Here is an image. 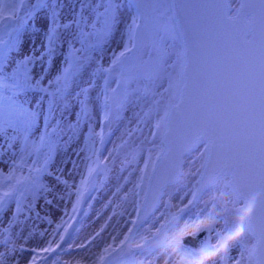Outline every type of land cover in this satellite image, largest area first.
Returning a JSON list of instances; mask_svg holds the SVG:
<instances>
[{
    "label": "snow or ice",
    "instance_id": "6c2138e0",
    "mask_svg": "<svg viewBox=\"0 0 264 264\" xmlns=\"http://www.w3.org/2000/svg\"><path fill=\"white\" fill-rule=\"evenodd\" d=\"M18 6L23 7V0L12 4L0 0V151L13 149L19 143L22 163L42 152L51 153L56 138L63 139L66 104L72 102L69 81L74 72L84 70V61L89 59L86 54L89 41L107 36L122 10H131L127 41L108 67L100 69L107 74L105 109L115 102L121 87L132 94H147L150 83L161 73H168L167 90L180 89L181 85L183 89L178 101L155 126L157 132L153 136L160 135V143L155 145V159L150 155L145 161L137 187H142L145 179L151 187L159 173L164 181L158 197L162 198L169 182L187 175L192 178V187L186 193L191 198L183 206H174L176 212L170 219L165 216L156 231L178 226L188 214L189 206L202 199L201 194L212 193L211 210L202 211L204 219L196 216L191 223L194 230L189 232L185 222V228L176 232L177 253L191 259L220 254L214 264H222L233 248L251 239L255 242L240 253L235 264H244L245 260L247 264H264V0H80L68 22L60 19L55 0H35L23 17L17 15ZM46 9H50V15L46 17L44 48L54 49L61 30L68 34L72 46L66 66L52 79L44 75L43 68L35 73L36 63L42 57L35 52L20 55L22 44L16 35L23 23ZM9 21L16 26L7 33L6 40ZM177 38L183 40L182 55L193 69L191 86L185 76L177 79L174 71L168 72L175 69L169 49ZM141 47L143 55L136 58ZM110 78L116 87L110 86ZM91 87L89 79L80 93ZM62 102L64 113L60 112ZM83 114L87 116L86 104ZM161 128L165 129L163 133L159 131ZM193 150L199 153V164L185 172L186 162L194 163L189 158ZM48 163V157L43 164L39 159L33 160L29 175L22 180L13 175L16 171L13 160L8 179H15L16 185L27 181L37 186L39 174ZM150 165L151 173L147 171ZM86 183V179L81 180V186ZM17 192L20 189L15 185L7 190L0 186V204ZM77 193L78 197L82 195L80 189ZM76 211L73 205L72 212ZM136 214L139 217V208ZM201 231L207 236L198 250L181 243L185 235L195 237ZM213 237L216 244L212 243ZM112 239L115 243L116 238ZM52 245L53 241H49L40 251L51 253L60 247ZM116 250L109 244L103 251L111 256ZM104 259L101 255V264ZM32 264H36L35 257Z\"/></svg>",
    "mask_w": 264,
    "mask_h": 264
},
{
    "label": "rangeland",
    "instance_id": "374dc122",
    "mask_svg": "<svg viewBox=\"0 0 264 264\" xmlns=\"http://www.w3.org/2000/svg\"><path fill=\"white\" fill-rule=\"evenodd\" d=\"M63 1L68 5L80 0ZM34 2L35 0L31 1V8ZM59 3L60 0H55V5L57 7ZM130 11L131 10H122V14L118 16L116 24L112 27L111 32L107 36L99 38L94 37L89 41L86 52L89 59L84 61L85 68L83 71L74 72L72 79L69 81L68 91L71 94L70 98L72 102L66 104L68 112L66 113V118L63 120L64 132L62 133V136L67 135L69 139H72L74 132H86L92 115L94 120V131L91 136H89L92 141L90 150L92 159H90L83 175V179L87 180L88 175L91 177V180L90 183H88L89 185L87 184L89 187L86 188V184L80 186L79 189L82 195L78 197V193H76L74 205L77 204V199L79 198L80 201L87 191H89L91 202L93 203L95 201L92 197L94 191L98 194L102 190L104 191L106 183L110 185L109 182L116 175V183H112V187L109 190L112 192V203H109L103 211V214H106L108 210L112 208L113 204L119 205L120 211L117 213L118 210L115 209L112 219L116 218L119 223H125V225L122 224L123 229L120 230L118 238L115 240L116 242L122 238L127 226L133 221L136 215V209L141 208L147 190L148 180L145 179L142 187H137V184L140 183L139 177L144 169V163L149 159V156L151 155L152 159H155L157 150L155 145H159L160 143V135L153 136V133L157 132L155 126L157 122L160 121L165 111H167L168 106L175 101L178 90L177 88L167 90L169 89L168 73H161L158 78H154L150 83L151 90L147 94L143 92L132 94L131 90L121 87L116 94L115 102H110L108 108L105 109L103 96L106 91L104 80L107 74L99 71L95 74L94 79H91L92 87L88 89L87 92L83 94L80 93V89L86 87L90 79L88 78L86 80V78H84L85 70L93 64H97L98 69H100L99 67H101V69L108 67L114 55L122 50L124 43L127 41V26L129 23ZM123 14L125 16H123ZM7 25L4 36H7V33L12 30L14 23ZM121 29L125 32L123 37H121ZM69 31H71V29ZM67 35V33L61 30L60 37L55 42L54 49H45L44 59L46 65L53 63L56 56L61 53L65 55V61L70 57L72 49L64 48ZM116 36H118V40L120 39L121 41L122 39V44L115 48L113 41ZM76 47H79V45L77 44ZM169 54L171 56V62L175 63V69H169L168 72L174 71L175 77L179 79L181 47L177 39L175 40L174 47L169 49ZM77 55L79 56L80 54L78 53ZM135 55L136 58L141 57L143 55V48H139ZM144 58L147 59L146 56ZM110 86L116 87L115 84H111V78ZM92 96L96 97V102H92ZM84 104L87 105V116L83 114ZM90 109L92 114L90 113ZM60 112L64 113V102H62ZM106 113L107 117L105 118ZM69 124H71L70 128L68 127ZM159 131L162 133L163 128ZM60 140L59 137L56 138L52 152L57 150ZM189 158L191 161H194V163L186 162V172L189 167L194 169L198 166L199 153L196 152L190 155ZM89 168L92 170L91 173H89ZM147 171L149 173L151 172V165ZM32 187L33 186L28 182H24L19 186L20 192H17L13 197L7 198V200L9 201L10 199L16 198L17 202L21 201L29 204L33 196ZM191 187L192 178L186 175L178 184L166 190V194L161 201L160 209L138 232L135 241L136 244H138L137 241L142 242L145 238H149V236L156 233L160 224L164 223V217L167 216L169 218L173 212H176V207L174 206H183V204L187 203L188 199L191 197L186 195V193L189 192ZM135 193H139V195H135ZM107 194L109 195V193ZM123 194H125V197H123ZM211 196L212 193H208L204 196V199L202 198V200L196 201L193 205L189 206L188 214L185 215L178 226L173 227L169 232L167 241L160 250L142 251L137 254L135 260H141L142 258L143 261H145L144 264H214L220 254L213 256L202 255L196 259L182 258V256L177 253L174 240L176 232L179 229L185 228V222L189 225L187 230L189 232L193 231L194 229L191 227V223L195 220L196 216L200 215L202 211L206 213L211 210V203L209 202ZM182 197L183 201L181 200ZM95 203H93V205ZM166 203L173 205V207L167 208ZM85 205L86 201H84L83 207H85ZM129 205H132L131 210L129 209L130 207L128 208ZM200 218L204 219V216L200 215ZM5 235L6 234L1 231L0 236L4 237ZM212 243H217L215 237H213ZM252 243L253 240L251 239L245 240L242 246L233 248L229 253V258L222 261V264H235V261L240 259V253L244 251V249L251 248ZM113 247L116 248L115 245H113ZM37 251L39 250L37 249ZM36 253L39 254V252ZM233 253L236 254V256L232 257ZM166 254H171L173 259L169 258L163 261L162 259ZM101 255L105 257V253L103 252V254H100L99 257L90 264H101ZM107 256L108 254L103 264H105ZM50 259L51 257L45 259L44 263L48 264ZM244 264H247L246 260Z\"/></svg>",
    "mask_w": 264,
    "mask_h": 264
},
{
    "label": "bare ground",
    "instance_id": "6f19581e",
    "mask_svg": "<svg viewBox=\"0 0 264 264\" xmlns=\"http://www.w3.org/2000/svg\"><path fill=\"white\" fill-rule=\"evenodd\" d=\"M31 1L23 0V7L18 6L17 15L25 16L31 10ZM5 2L12 4L15 3V0H5ZM79 3L80 1L67 5L63 0H60L58 6L60 19L64 22L70 21L78 9ZM48 15H50V9L41 11L40 15L33 16L29 22L23 23L16 35L22 44L20 55L35 52L37 56L42 57L36 63L35 73H40L43 68L44 75L48 79H52L65 67L66 58L61 53L56 56L53 63L45 64L44 45L47 31L46 17ZM123 16L125 15L123 14ZM11 23L14 22H7V24ZM124 34L125 32L122 30L121 37ZM4 38L7 40L8 35ZM113 43L116 48L122 44V39L120 41L116 36ZM64 48L72 49L69 40L65 41ZM99 68L101 69V67ZM100 69H98L97 64H93L85 70L84 78L86 80L88 78L94 79L95 74ZM91 100L96 102L97 99L92 96ZM90 113L92 114L91 109ZM66 116L64 114V119ZM93 131L94 120L91 115L86 132H74L72 139H69L67 135H63L57 150L51 151L50 154L42 152L39 157L34 155L27 158L24 163L20 161L22 145L19 143L13 149L5 148L0 151V186L3 190H7L10 185H15L17 188L20 186L16 185L15 179H8L13 160L16 161V171L13 175L23 180L29 175V167L33 160L39 159L40 164H43L45 157L49 159L48 166L39 174L38 185L32 187L33 196L29 204L21 201L17 202L16 198L9 201L6 199L3 204H0V233L3 231L6 234L4 237L0 236V264H32L33 257L36 258V264H45V259L49 257L51 259L48 264H90L100 254H103V250L109 244L117 247L121 244L120 241H124L133 223L127 224V229L122 238L113 243L112 238L117 239L120 230L123 229L122 226L125 225V223H119L116 218L112 219L115 209L119 213V205L113 204L112 208L106 214H103L104 208L112 203V192L109 190L112 183H116V175L109 182L110 185L106 183L104 191L102 190L99 194L94 191L92 195L95 200L93 203L96 202L94 205L87 189L84 198L75 205L77 211L72 212L85 168L92 159V156H90L92 141L89 136ZM33 175L36 174L33 173ZM123 197H125V194H123ZM84 201H86L85 207H83ZM128 208L131 210L132 205H129ZM136 218L137 214L133 220ZM65 229L67 230L65 231ZM61 236H63V240L60 239ZM49 241H53L52 246L54 248L57 244L60 247L51 253L41 251L39 255L33 251V249L38 248L41 250L47 247ZM137 243L140 242L137 241ZM80 245H84V247L81 248ZM106 255L105 253V259ZM234 256L236 254L233 253L232 257ZM169 258L173 259L171 254H166L162 260L166 261ZM144 263L145 261L141 258V260L136 259L132 264Z\"/></svg>",
    "mask_w": 264,
    "mask_h": 264
},
{
    "label": "water",
    "instance_id": "95a60500",
    "mask_svg": "<svg viewBox=\"0 0 264 264\" xmlns=\"http://www.w3.org/2000/svg\"><path fill=\"white\" fill-rule=\"evenodd\" d=\"M184 76L187 78V80L189 81V85L191 86V79H192V75H193V69L190 63H187V61L185 60V67H184V71H183ZM183 90V89H182ZM174 102V101H173ZM188 106V100L186 97V102H185V107ZM194 151V150H193ZM164 183V181L161 179L159 173L153 178V182L151 184V188L149 190L151 195H156V192H159L160 190V185ZM156 191V192H155ZM175 212H173L174 214ZM171 227H166L165 229H162L160 231V233L152 240H148L144 245H142L141 247H131L130 242L124 244L121 248V251L124 252V256L127 257V255L129 257H127L126 259V264H129L132 256L137 252V251H141L144 248L148 247V248H159L165 238V235L167 233V231L170 229ZM155 234V233H154ZM207 236L206 232H202L199 236L197 237H190V236H185L182 238V243L184 245H187L191 248H195V249H199L200 247V242L202 239H204ZM151 237V236H149ZM117 248V247H116Z\"/></svg>",
    "mask_w": 264,
    "mask_h": 264
}]
</instances>
